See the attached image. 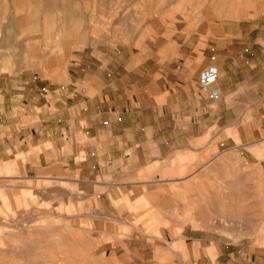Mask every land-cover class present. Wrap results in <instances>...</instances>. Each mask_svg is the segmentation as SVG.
<instances>
[{
	"label": "rangeland",
	"instance_id": "obj_1",
	"mask_svg": "<svg viewBox=\"0 0 264 264\" xmlns=\"http://www.w3.org/2000/svg\"><path fill=\"white\" fill-rule=\"evenodd\" d=\"M188 46L197 55L207 50L209 57L206 68L191 85L187 84L191 77L178 66H167L170 57L178 59L179 50ZM154 50L159 52L153 55ZM95 57H107L108 67L100 70L107 76L111 101L117 103L127 70L134 80L143 71L138 68L143 58L160 61V67L147 69V75L160 81V92L152 103L161 124L157 115L146 113L145 130L128 134L129 140L146 142L140 149L146 162L140 182L159 193L147 199L158 204L176 199L183 205L184 195L168 194L174 189L183 193L185 183L180 178L204 166L205 178L193 179L189 188L202 187L210 192L225 188V195L207 198L243 204L246 196L232 173L245 166L243 156L264 159V148H251L264 147V0H0V78L20 77L29 82L34 106L39 107L37 101L55 108V102L61 100L71 109L74 85L85 88L91 97L94 91L89 84L78 81L94 78L97 69L89 68V61ZM212 58L234 72V83L221 77L229 89L218 100L198 93L200 75L215 66ZM125 60H129L128 69L121 67ZM176 76L186 81L184 91L192 104L181 116L169 115V105H175L178 99ZM43 88L48 90L44 97ZM237 96L240 98H233ZM72 113L67 114L68 120ZM176 118L181 121L178 131L171 123ZM30 123L39 124L40 119L36 116ZM175 140L201 141L214 147L203 149L204 163L193 164V169L186 171L183 162L176 164L169 159L174 152L170 153L168 143ZM234 143L244 147L242 152L232 153L229 146ZM106 149H102V156ZM64 151L72 156L76 148L66 144ZM222 151L231 158L241 156L243 163L217 164L213 158L223 155ZM134 152L130 150L128 155L134 156ZM85 161L90 158L81 154L76 165L66 163L67 171L55 168L54 174L63 178L60 180H0V189H6L0 192V264H107L99 258L96 248L100 244L85 232L84 224L73 227L68 219L87 218L112 227L114 219L90 209L111 203L119 206L120 197L112 194L111 184L121 180L106 178L110 166ZM33 166L37 167L36 158ZM50 171H44V175H53ZM80 173L86 178L80 179ZM0 175L21 176L18 165L0 166ZM171 188L173 191H169ZM56 204L65 205L66 211L52 212ZM57 214L64 215L65 221L57 223ZM118 227L122 229L120 223ZM156 246L159 254L172 256L175 251L187 256L185 244Z\"/></svg>",
	"mask_w": 264,
	"mask_h": 264
},
{
	"label": "crops",
	"instance_id": "obj_2",
	"mask_svg": "<svg viewBox=\"0 0 264 264\" xmlns=\"http://www.w3.org/2000/svg\"><path fill=\"white\" fill-rule=\"evenodd\" d=\"M190 47L180 49V57L175 60L170 57L167 64L168 67L178 66V70L191 77V81L187 82L189 85L206 68L209 59L207 50L197 55L195 49ZM153 52L155 55L159 50ZM212 63L218 68L221 77H228L234 83V72L224 62L215 58ZM129 64V60H125L121 67L128 69ZM185 66L192 70H187ZM107 67V57L103 60L97 57L90 59L89 68L97 69L94 78L87 81L83 77L78 82H87L94 93L90 97L85 88L78 89L74 85L71 89V109L61 100L55 102V108L37 101L39 107H36L29 82L20 77L0 78V166L8 165L10 168L18 165L21 175H0V180H60L63 178L56 176L54 169L65 172L68 170L65 168L66 163L76 165L78 157L86 154L90 158L86 163L110 166L111 171L106 178L121 180L120 183L111 184V192L116 198L120 197L121 204H104L99 209H90L99 212L100 216L105 213L114 219L112 227L106 228L100 221L75 216L69 218L68 222L73 227L84 224L85 232L100 244L96 248L99 258L107 264H264V159L243 156L245 166L240 167L239 172L232 173L244 191L242 194L246 196L242 200L243 204H230L225 199L210 201L207 198L225 195V188L217 189V192L202 187L189 188L193 179L202 181L205 178L204 166L180 178L185 183L183 193L174 189L168 194L170 197L184 195L183 205L178 204L176 199H170L168 204L151 202L146 197L159 195L158 190L145 188L144 182H140L144 178L146 166L144 151L140 149L144 148L146 142L129 140L128 134L134 130H145L146 113L157 115V122L161 124V118L155 113L152 103L160 92V81L153 75H147V69L160 67V61L143 58L138 63V68L143 71L134 80H130L127 70V75L121 79L120 107H117V101H111L110 89L106 86L107 76L100 70ZM175 79L178 99L175 105H169V115L181 116L192 104L184 91L186 81L179 76ZM221 80L220 88L222 92H227L229 87ZM190 88L194 90L193 85ZM70 111L73 112L72 118L68 120ZM36 116L40 123L34 125L30 122ZM180 122L177 118L171 122L174 131L180 130ZM65 133H70L69 138ZM66 144L76 148L72 156L65 154ZM168 147L170 153L174 152V156L169 157L170 161L176 164L183 162L187 171L189 167L193 169V164L204 163L203 149L214 146L201 141L191 143L175 140L168 143ZM229 147L233 149L232 153H240L244 148L235 143ZM103 148L108 149L102 156ZM251 148L264 147L255 145ZM130 150L135 151L134 156L128 155ZM222 154L213 158L217 164L243 163L241 156H233L232 159L224 155V151ZM33 158H36L37 167L33 166ZM182 158L183 161H180ZM245 168L247 170L243 171ZM49 169L53 175L45 176L44 171ZM79 178L86 177L80 173ZM222 178H225V172ZM4 191L6 189H0V192ZM52 206V212L66 211L65 205ZM54 219L57 223L64 222L65 216L57 214ZM119 223L122 229L118 227ZM160 244H185L187 256L175 251L172 256L159 254L156 245Z\"/></svg>",
	"mask_w": 264,
	"mask_h": 264
},
{
	"label": "built area",
	"instance_id": "obj_3",
	"mask_svg": "<svg viewBox=\"0 0 264 264\" xmlns=\"http://www.w3.org/2000/svg\"><path fill=\"white\" fill-rule=\"evenodd\" d=\"M215 62V58H212ZM221 76L216 66L209 67L199 77L198 91L201 96L207 97L209 100H218L222 96L220 88ZM48 94L47 88L42 89V96Z\"/></svg>",
	"mask_w": 264,
	"mask_h": 264
},
{
	"label": "bare ground",
	"instance_id": "obj_4",
	"mask_svg": "<svg viewBox=\"0 0 264 264\" xmlns=\"http://www.w3.org/2000/svg\"><path fill=\"white\" fill-rule=\"evenodd\" d=\"M19 24V23H18Z\"/></svg>",
	"mask_w": 264,
	"mask_h": 264
}]
</instances>
